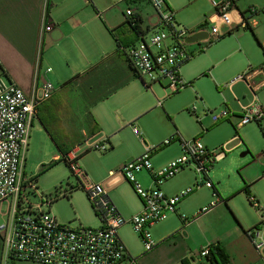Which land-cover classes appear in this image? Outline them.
I'll list each match as a JSON object with an SVG mask.
<instances>
[{"label": "rangeland", "instance_id": "1", "mask_svg": "<svg viewBox=\"0 0 264 264\" xmlns=\"http://www.w3.org/2000/svg\"><path fill=\"white\" fill-rule=\"evenodd\" d=\"M73 1L78 4V0ZM95 1L100 12H104L103 9L110 5V0ZM166 1L175 13L177 23L189 30L205 25L216 13L208 0ZM146 2L143 7L144 19L146 25L148 22L152 25L159 20L158 15L153 5ZM127 7L126 2L116 5L112 8L111 14L117 20L124 19L123 13L125 14ZM250 7L246 9L249 16L250 13L247 11L251 9ZM256 10L258 16H254V19L262 16L264 7H256ZM259 21L260 26L264 28V20ZM208 29L209 26L206 27V30ZM228 32L224 33L225 37L221 40H214L210 44L199 46L197 42L189 45L191 46L189 49L195 53L194 57L181 68L182 78L188 85L179 93L167 95L164 89L168 85L167 80L163 81L162 86L158 83L153 84L149 79L143 83L140 78L109 101L98 105L95 113L100 115L103 121V126L100 127L101 133L109 135L115 148L112 149L111 144L107 143V152L92 150L79 160V165L88 174L90 180L99 183L109 176L110 171H118L127 163L144 155V144L134 133V127L138 128L148 145L156 148L151 158L156 170L166 167L183 156L181 144L184 141L200 139L208 150L212 151L223 146L227 150L226 158L215 163L211 168L210 181L219 192L224 193L223 195L233 197L232 202L237 207L243 208V211L248 207L252 210L250 223L257 221V225L262 222V215L253 206L250 207L251 204L242 191L247 184L251 185L252 192L258 197L264 209V162L259 160L264 152V133L261 129V127L264 129V116L259 122L253 121L238 128L243 109L252 107L254 95L245 83L239 82L232 86L231 83L250 68L256 69L264 64V48L257 44L249 29L240 28L232 34ZM72 77L69 76L64 82L52 77L51 80L60 87ZM69 92L70 99L77 101V104L83 108V99L79 94L70 89ZM60 93L61 91L58 90L55 95ZM257 97L256 105L262 107L264 112V89L258 92ZM63 98L65 101L62 100L63 111H65L69 101L67 97ZM77 104L74 103L72 107ZM116 106L120 108L117 119L113 115ZM224 112H228L229 117L214 122L213 117H220ZM30 135L25 174L29 178H37L39 191L54 202L51 208L52 214L61 224L73 229L98 228L100 220L87 194L80 188L67 163L61 157L55 158L59 154L58 149L49 139L40 121L35 120ZM167 141L171 144L165 146ZM246 152L247 155L243 156ZM51 162L56 164L49 168ZM244 175L251 182H247ZM135 176L143 189L157 188L149 172L144 170ZM203 181H205L204 177L198 174L195 165L192 164L175 177L164 181L160 189L163 193H167L168 197H175L184 190L196 188L179 204L182 213L192 218L185 207H194L206 198H211L212 202L216 201L212 189L205 186L197 187V184ZM66 191L70 192V195L64 196ZM109 196L126 220L137 214L136 208L141 205V199L130 183L120 185L112 190ZM5 211L7 204L0 210V227L7 220L3 215ZM174 224H180V229L182 228L178 217L171 214L165 221L150 229L153 239L155 240V230L165 231ZM119 235L127 247L135 252L133 257L137 259V264H145L147 262L145 255L151 251L147 253L143 241L131 225L122 227ZM4 255L3 241L0 238V264H5ZM15 264L37 263L15 261Z\"/></svg>", "mask_w": 264, "mask_h": 264}, {"label": "built area", "instance_id": "2", "mask_svg": "<svg viewBox=\"0 0 264 264\" xmlns=\"http://www.w3.org/2000/svg\"><path fill=\"white\" fill-rule=\"evenodd\" d=\"M216 10L215 19L202 25L208 36L205 44L225 37L221 31L223 26L229 28V33L240 28L248 27L246 19L236 22L232 18L234 4L231 0H208ZM158 15L156 29L149 35L139 39L127 48V55L132 66L139 73L145 83L149 79L153 84L163 86L167 95H174L188 85L182 78L181 68L194 57L188 49L187 39L197 32L198 28L189 30L182 28L176 21L175 13L170 9L166 0H149ZM249 13L253 16L257 10L252 8ZM127 17L133 20L136 17L132 9L127 11ZM47 15L44 20H47ZM209 29L206 30V27ZM52 24L46 23L43 32L51 31ZM202 30V31H203ZM227 34V35H228ZM48 72L51 70L48 69ZM245 83L254 95L252 107H245L240 116L238 128L253 122L261 121L264 116L262 107L257 106V94L264 89V64L256 69L250 68L238 76L231 86L236 83ZM152 87V85L150 86ZM60 90L54 83L44 81L36 83L31 94L27 95L18 85L0 77V210L7 204V211L3 215L6 223L0 227V238L5 250L4 262L14 261L33 262L37 264H137V259L130 255L123 243L119 231L125 225H131L144 243L147 252L153 251L158 242L153 239L150 229L165 221L169 215L178 212L181 200L191 195L194 188L184 190L175 197L166 196L159 188L143 189L136 179V174L147 171L152 176L155 185L160 186L186 168L195 165L198 174L204 177L203 183H198L209 189L214 188L209 179V173L215 163L226 158L225 146L208 150L200 139L184 141L181 146L183 156L171 162L166 167L156 170L151 158L156 148L148 145L142 138L137 127L134 133L141 138L145 153L139 159L127 163L118 172H111L106 183H95L79 165L82 155L95 150L107 152L108 146L104 141H94L87 138L83 143L74 147L65 156L73 176L80 188L87 194L92 207L100 220L98 228L80 227L73 229L59 222L51 212L54 202L38 189L33 178L25 174L26 154L29 150L31 129L37 119L40 105L51 100ZM256 105V106H255ZM229 117L228 112L222 116H214V122ZM167 141L165 146L170 145ZM264 156V152H263ZM117 174L130 183L142 201L143 209L130 219L126 220L118 211L109 192L118 186ZM217 197V193L213 191ZM250 202L262 215L264 223V209L259 201L250 196ZM220 203L219 199L201 209L192 218L185 214L180 215L184 227L199 216L208 213ZM256 249L264 254V242L259 227L247 232ZM211 245L203 248L198 260L194 264L205 261L209 255Z\"/></svg>", "mask_w": 264, "mask_h": 264}, {"label": "crops", "instance_id": "3", "mask_svg": "<svg viewBox=\"0 0 264 264\" xmlns=\"http://www.w3.org/2000/svg\"><path fill=\"white\" fill-rule=\"evenodd\" d=\"M146 1L149 2V0H110V5L103 9L104 12H100L95 0H78V4L73 0H0V77L15 83L29 95L38 82L53 83L51 77L64 82L69 76L74 78L85 74L104 58L116 53L117 36L124 42L134 39L133 31L125 25L129 9L135 12L136 17L141 18L144 30L150 29L146 36L156 29L158 21L152 25L148 22L146 25L143 15ZM231 1L234 4L232 18L236 22H239L241 18L246 19L248 24L246 30H251L257 44L264 48V28L259 23V20H264V12L260 18L256 19L254 16H258L257 13L253 16L246 13V9L250 6L251 9L264 7V0ZM123 2H126L128 7L125 14L123 13L124 19L117 20L111 14V10ZM45 15L48 17L47 20H44ZM214 19L215 15L210 18V20ZM46 23L52 24L53 28L51 31L43 32ZM116 30L119 31L115 33ZM221 30L226 32L229 28L223 26ZM202 44L205 42H198L199 46ZM48 69L51 71L48 72ZM134 81L131 80L126 86L90 109H86L84 105L82 108L77 101H72L67 89L40 105L36 120L40 121L49 139L57 147L59 154L55 158H62L63 151L60 147L67 153L87 138H92L94 141L102 140L105 144L110 143L111 148L114 149L109 135L101 133L100 127L103 126V121L100 115L95 113V109ZM63 97H67L69 101L65 111H63ZM74 103L77 105L72 107ZM116 108L113 115L117 119L120 108L117 106ZM93 128L98 130L94 134L91 133ZM259 160L264 162L263 154ZM118 171H110L109 176L99 183H106L111 172ZM244 177L247 182H251L245 175ZM116 178L119 184L110 190L109 195L112 190L126 183L119 174ZM246 186L250 187L251 195L261 205L258 197L252 192L251 185ZM160 187L161 185L157 186L159 189ZM213 191L217 193V197L214 195L213 197L219 199L220 203L185 226V233H181L183 222L180 215L183 213L178 205L175 216L181 221L182 228L180 229V224H174L165 231L155 230L154 238L159 244L153 251L147 252L145 264H183L185 260L189 264H194L192 260H198L203 248L217 243L226 249L233 264H264V254L256 249L247 235L248 231L259 227L263 240L264 223L260 222L257 225V221L250 223L252 210L248 206L247 210L243 211V208L240 209L232 202L233 197H226L215 186ZM164 194L167 196V193ZM209 202H212L211 198H206L196 206H187L184 209L192 217ZM142 209L141 201V205L136 208V213L141 212ZM119 213L123 216L122 212L119 211ZM125 246L130 255L135 256L133 249L126 244ZM203 262L200 261L198 264ZM12 264H15V261Z\"/></svg>", "mask_w": 264, "mask_h": 264}, {"label": "trees", "instance_id": "4", "mask_svg": "<svg viewBox=\"0 0 264 264\" xmlns=\"http://www.w3.org/2000/svg\"><path fill=\"white\" fill-rule=\"evenodd\" d=\"M251 12V10H249ZM128 25L134 34L132 41L124 42L120 37H116L117 50L116 53L104 58L92 69L83 75H78L68 82L62 84L60 91L67 89L79 94L83 99V105L86 109H90L94 105L106 100L115 92L126 86L131 80L140 79L139 73L132 66L127 55V48L135 44L139 39L145 37L150 29L142 28L140 17H135L133 20L128 19L125 23ZM248 28V27H247ZM119 30H116L118 32ZM233 32L229 33L232 34ZM47 128V127H46ZM263 133L264 129L261 127ZM98 130L93 128L91 133L94 134ZM63 151L62 160L65 161L66 153ZM56 162H51L49 168L53 167ZM68 165V164H67ZM69 166V165H68ZM37 182V178H34ZM250 202V187L246 186L243 191ZM69 193V194H68ZM70 195V192H65L64 196ZM251 204V202H250ZM252 205V204H251ZM253 206V205H252ZM257 228V227H255ZM183 264H189L184 261ZM202 264H233L226 249L219 243L211 245L209 255Z\"/></svg>", "mask_w": 264, "mask_h": 264}, {"label": "water", "instance_id": "5", "mask_svg": "<svg viewBox=\"0 0 264 264\" xmlns=\"http://www.w3.org/2000/svg\"><path fill=\"white\" fill-rule=\"evenodd\" d=\"M203 28H204L203 26H200V27L198 28V30H201V31H200V32H197V33L194 34L193 36L189 37V38L187 39V43H188V44H194V43H197V42H199V41H202V40L206 39L207 36H208V34H207V32H205V31L203 30ZM202 30H203V31H202ZM246 155H247V152L243 154V156H246Z\"/></svg>", "mask_w": 264, "mask_h": 264}]
</instances>
